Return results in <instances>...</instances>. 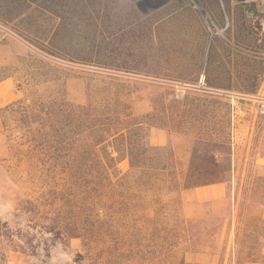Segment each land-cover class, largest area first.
Listing matches in <instances>:
<instances>
[{
    "label": "rangeland",
    "instance_id": "1",
    "mask_svg": "<svg viewBox=\"0 0 264 264\" xmlns=\"http://www.w3.org/2000/svg\"><path fill=\"white\" fill-rule=\"evenodd\" d=\"M34 1L43 13L35 3L0 0V108L34 91L25 83L35 68L22 40L38 35L59 48L60 63L43 72L67 77V96L77 103L86 102L87 92L96 88L132 91L140 115L163 90L178 94L183 79L189 86L222 91L230 101L235 181L250 170L264 174V166L255 163L264 153V5L258 0ZM102 76L115 78V85H108V78L102 82ZM58 87L54 81L34 89L47 96ZM163 131L168 142L162 146L186 162L182 138ZM15 141L0 116V264H72L80 241L64 245L43 219L53 216L59 167L37 160L41 147ZM127 168L126 159L117 162V172ZM221 185L220 195L211 199H199L191 190L182 193L183 214L191 219L218 214L225 201ZM205 201L213 203L209 209L198 205ZM206 241L212 246L187 252L185 261L236 264L233 226L225 225Z\"/></svg>",
    "mask_w": 264,
    "mask_h": 264
},
{
    "label": "trees",
    "instance_id": "2",
    "mask_svg": "<svg viewBox=\"0 0 264 264\" xmlns=\"http://www.w3.org/2000/svg\"><path fill=\"white\" fill-rule=\"evenodd\" d=\"M20 1L43 13L34 0ZM22 41L35 68L25 83L34 91L1 107L0 116L10 139L41 147L37 160L59 167L57 203L43 219L64 245L80 241L72 264H190L184 255L211 247L207 236L225 225L233 226L236 264H264V174L250 170L235 181L228 96L183 79L178 94L163 90L140 115L132 91L96 88L77 103L67 96V77L43 72L60 63L56 43L38 35ZM113 80L101 77L111 86ZM54 81L53 94L34 89ZM154 127L182 138L186 162L172 148L149 142ZM120 159L128 161L123 173L117 172ZM215 183L225 185L219 213L186 217L182 193Z\"/></svg>",
    "mask_w": 264,
    "mask_h": 264
},
{
    "label": "crops",
    "instance_id": "3",
    "mask_svg": "<svg viewBox=\"0 0 264 264\" xmlns=\"http://www.w3.org/2000/svg\"><path fill=\"white\" fill-rule=\"evenodd\" d=\"M151 144L153 145H165L168 142V135L160 128H152L150 133ZM255 163L260 166H264V153L259 154L255 160ZM191 192L199 199H211L220 195L222 191L221 183L209 184L205 186H199L190 189ZM187 190L186 192H190Z\"/></svg>",
    "mask_w": 264,
    "mask_h": 264
},
{
    "label": "built area",
    "instance_id": "4",
    "mask_svg": "<svg viewBox=\"0 0 264 264\" xmlns=\"http://www.w3.org/2000/svg\"><path fill=\"white\" fill-rule=\"evenodd\" d=\"M262 5H264V0H258ZM262 111L264 112V106L262 107Z\"/></svg>",
    "mask_w": 264,
    "mask_h": 264
}]
</instances>
